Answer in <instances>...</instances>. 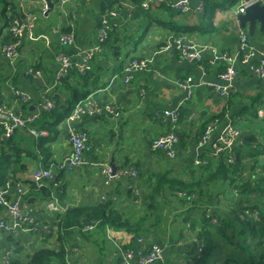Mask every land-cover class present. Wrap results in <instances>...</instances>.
Wrapping results in <instances>:
<instances>
[{
  "label": "crops",
  "instance_id": "1",
  "mask_svg": "<svg viewBox=\"0 0 264 264\" xmlns=\"http://www.w3.org/2000/svg\"><path fill=\"white\" fill-rule=\"evenodd\" d=\"M3 1L5 7L0 15L5 18V24L0 27V104L4 103L2 105L22 112L24 116L40 112V119L33 126L36 129H41L40 125L46 120L43 114L52 113L41 112L49 99L57 103L53 112L58 118L68 114L70 103L75 106L87 96L101 106L112 105L119 116L105 113L74 122L65 119L45 138L36 137L28 128H21L8 140L0 125V157L16 153L12 159L16 163L8 172L10 184L4 185L5 199L10 202L19 200L16 186L20 185L25 191L20 202L36 209L39 230H53L50 236L31 232H23L18 238L3 236L0 239V264H4L3 258L7 254H11V260L27 264L36 250H59L66 243L60 241L57 214L39 207L52 196H58L62 208L67 211L79 206L93 208L101 203L103 195L116 194L120 199L115 206L120 208L121 214L133 220H139L145 213L151 214L150 201L145 198L144 182L148 179V171L174 169L173 174L177 176L191 165L201 166L196 163L197 158L211 154L212 145L219 141L230 122L240 133L236 154L238 157L240 149L241 155H245L242 156L246 167L244 176L250 171L247 168L257 160L264 161V116H255L257 110H264V78L251 74L241 59L240 31L249 34L248 28H241L236 16L243 0H187L191 6L187 13L174 8L185 0H142L139 6L132 0H125L128 4L124 0L115 3L109 0H70L66 4L52 0L51 9L46 0ZM236 2H239L237 8L228 11L226 4ZM145 3H149L147 9ZM201 3L205 10L199 13L196 8ZM110 10L116 15L110 14ZM29 13L38 18L36 27L32 34L23 35L19 57L12 62L5 57L2 46L10 40L11 22L25 18ZM104 20L112 29L106 42L100 46V52L85 62L87 51L98 45ZM66 34L73 36L74 44L64 49L60 38ZM259 35L264 39L262 34ZM177 37H183L187 44L209 50L203 52L200 62L184 61L173 46H167ZM250 39L254 46L264 49L256 45L251 36ZM211 48L236 59L240 74L233 81V93L227 100L202 85L203 82L227 85L219 78L226 64L215 59ZM64 51L71 56L73 65L87 64V74L70 69L65 77L59 78L61 63L58 55ZM132 58L150 60V68L136 72L126 83L123 70ZM34 70L39 71V75ZM188 77H192L195 84L191 101H185V94L178 87V82ZM15 89L30 96L28 105L16 102ZM176 108L181 112L180 144L178 157L169 161L161 152L153 151L151 145L168 131V124L159 116ZM58 118L52 115L50 122L57 123ZM212 124H215V131L211 141L202 147L200 141ZM71 130L88 132L92 152L87 157L88 162L70 174L60 172L56 165L72 151ZM39 140L43 141V148ZM46 148L49 149V158L43 152ZM108 164L117 170L138 168L141 175L137 179L121 178L118 184L116 181L107 186L101 170ZM44 170H52L55 174L54 179L40 182L44 190L51 192L49 199H45L44 192L39 190L41 184L35 180ZM131 187L140 192L138 204L133 203L132 197L126 193ZM235 200L233 194V203ZM219 203L216 199L195 209L192 203L178 206L174 202L165 210L161 224L154 225V218H151L147 224L151 226L150 232L142 236L116 229L102 232L97 231V227L92 231L84 230L86 233L78 232L72 240L74 246L67 247L68 256L73 264H120L125 251L148 250L151 244L159 243L163 247V260L156 264H198L206 243V239L200 236L203 233L201 227L205 225L184 220L190 215L201 216L205 210L215 214L214 211H221ZM228 206L231 204L222 207L229 210ZM7 209V206L0 205V219L8 213ZM141 238L143 242H139ZM72 250L75 255L71 254ZM220 255L223 254L219 253L218 257Z\"/></svg>",
  "mask_w": 264,
  "mask_h": 264
},
{
  "label": "built area",
  "instance_id": "2",
  "mask_svg": "<svg viewBox=\"0 0 264 264\" xmlns=\"http://www.w3.org/2000/svg\"><path fill=\"white\" fill-rule=\"evenodd\" d=\"M44 0H36V2H43ZM62 4H66L70 0H60ZM110 2H117L118 0H109ZM125 1V0H124ZM261 0H243L242 4L236 10V16L240 14H245L247 8ZM126 2V1H125ZM127 3V2H126ZM128 4V3H127ZM131 5V4H130ZM149 3L144 4V8L147 9ZM177 11L181 13H187L191 11V6H189L188 1L185 0L174 6ZM197 12L202 13L205 10V5L201 3L197 8ZM110 14L116 15L115 11L110 10ZM38 18L37 16L29 13L25 18L16 19L11 22L9 27L10 40L7 44L2 46V51L6 58L15 62L20 54L21 48V38L25 33L32 34V30L36 27ZM110 24L104 20V25L100 29V37L98 39V45L87 51L85 62L93 58L96 53L100 52V46L106 42L108 34L110 33ZM240 55L241 59L248 67L247 70L257 76L258 78H264V49L254 46L251 42L250 36L245 31H240ZM72 44H74V39L71 34L61 35L60 45L62 48L67 49ZM167 46H173L178 51L180 58L184 61L189 62H200L202 60L203 52L209 50L207 47H199L191 44H187L183 37H177L174 40H170ZM167 48V47H165ZM164 48V49H165ZM211 51L215 55L216 60H223L226 64V69L222 75L219 76L220 80L227 85L212 84L209 82H203L202 85L208 90L216 92L221 98L228 99L233 93L232 83L239 76L240 72L237 68L236 59L228 53H220L216 48H211ZM58 60L61 63V72L58 77H65L70 69H75L80 74H87L89 66L86 64H76L73 65L71 61V56L68 52H61L58 55ZM150 60L148 59H137L132 58L125 65L123 74L126 83H129L136 72L147 71L150 68ZM32 72V70H30ZM34 72L39 75V71ZM178 87L185 94V101H191L195 95L194 93V80L192 77H188L186 80H181L178 82ZM15 100L19 104H29L31 101L30 96L24 94L19 89H15ZM2 103V101H1ZM4 104V103H2ZM0 104V125L4 130L5 137L10 140L15 132L21 128H28L32 134L36 137L45 138L48 136V132L37 130L34 127L36 122L40 119V112L32 113L31 115L24 116L22 112H16L5 105ZM57 103L53 99L47 100L42 106L41 112H52L56 109ZM105 113L111 114V116H119L116 109L110 105L106 104L104 106L96 103L93 98L88 96L87 98L80 100L72 114L67 119L68 121H77L84 117H99ZM259 117L264 116V110L258 111ZM162 121L168 124V131L165 135H162L158 139L154 140L151 148L155 152H161L169 160H175L178 157L180 136L177 133L179 131V126L181 123V112L179 109L172 111H165L159 116ZM215 131V124L206 131L204 136L200 141V146L206 147L210 141L212 133ZM239 131L233 125V123H228L224 134L219 139L217 143L212 145L211 156L218 157L219 155L226 153L228 155L227 162L232 165L237 160V146L239 142ZM69 140L72 144V151L70 154L65 156V158L56 165V169L60 172L74 173L80 167L84 166L88 162V155L91 153L92 148L90 145V136L88 132L85 131H75L71 130L69 133ZM240 150V149H238ZM202 155L197 158L196 163L201 165L203 163ZM101 173L105 178V184L107 186L112 185L121 178H134L137 179L139 176L138 168L125 167L118 169L114 173L113 167L108 165H103ZM55 174L52 170L41 171L36 177V182L40 183L44 179H54ZM7 184H10L9 182ZM6 184V185H7ZM41 188L44 187L42 183ZM6 187V186H5ZM5 187H0V205L7 206L8 213L0 219V239L9 235L14 238H18L23 232L40 233L42 236H50L53 234V230L48 228L39 230L40 222L37 211L32 206L22 205L20 200L21 196L25 193L24 189L17 185V192L20 194V199L14 202H10L5 199ZM135 195H138L136 187H131ZM109 199L114 203H118L119 197L113 195L108 197L103 195L101 201L107 202ZM40 204L36 205L38 207ZM42 209L48 210L52 214H62L64 209L62 208L61 202L58 196H52L47 200L44 205L39 206ZM39 209V208H37ZM248 212V211H246ZM257 213L253 215V220H259L256 216ZM255 218V219H254ZM97 227L96 223L87 224L84 227L85 231H92ZM144 239H139V242H143ZM75 250L71 251V254L75 255ZM11 254H7L4 258V264H11ZM163 260V247L159 243H153L150 245L148 250L140 249L138 251L127 250L122 254V262L120 264H156ZM73 260L70 256L67 257L66 264H73Z\"/></svg>",
  "mask_w": 264,
  "mask_h": 264
},
{
  "label": "trees",
  "instance_id": "3",
  "mask_svg": "<svg viewBox=\"0 0 264 264\" xmlns=\"http://www.w3.org/2000/svg\"><path fill=\"white\" fill-rule=\"evenodd\" d=\"M132 1L137 6L142 2V0ZM73 104L70 103L67 109L68 114L64 117L58 118V115L53 111L50 114L44 113L42 117L46 120L40 125L42 131L49 132V134L55 132L59 122L68 119L72 114L76 106ZM52 115H56L58 118L57 123L50 122ZM255 116L259 117L258 110ZM177 133L179 134V131ZM39 145L41 148L44 147L42 140H39ZM43 152H46V158H49L50 155L47 156L49 149L46 148ZM15 154H3L0 157V187L8 183V172L12 164L16 163L12 161L16 157ZM242 156L245 155H241V151L238 150L236 162L230 165L227 162L228 155L226 153L218 157L204 154L202 155L204 162L201 166L191 165L183 173H177V176L173 174L175 173L174 169L166 172H163L164 170L160 172L149 170L148 179L144 183L146 185L145 198L150 201L148 208L151 210V214L145 213L139 220H133L126 214H121L120 208H116L119 200L117 204L111 199L107 202L101 201L93 208L79 206L57 214L60 241L61 243L66 241V243L60 246L59 250H36L27 264H66L67 247L74 246L72 240L78 232L86 233L84 227L87 224L97 223V231L105 232L107 229H116L142 236L150 232L151 226H147V224L151 218H154V225L161 224V221L165 219V210L174 202L178 206L192 203L195 209H200L201 204L212 203L216 199L220 201L221 211L209 214L208 210H205L201 216L190 215L184 220V222L204 223L205 225L201 227L203 233L200 236L206 239V243L202 252L203 256L198 259V264H222L218 257L222 248L228 249L227 252L221 253L227 259L224 264H264V161L257 160L251 168H247L250 171L248 175L244 176L246 167ZM45 161L47 160L45 159ZM49 165L50 163L47 162V166ZM258 169L259 171L256 172ZM140 175L139 171L138 178ZM118 183L119 181L116 182V184ZM39 190L44 192L45 199L51 197V192L43 188ZM235 190H238L237 194ZM126 193L132 197L133 203H139L140 192L135 195L133 189H128ZM233 194L236 195L237 200L235 201L238 203H233ZM113 195L116 194H106L108 197ZM117 196L120 199V196ZM122 204L125 203L122 202ZM228 204L231 206H228L229 210H225L222 206ZM246 209L251 212L252 216L257 213L256 216L259 220H252L248 214L245 216ZM242 214L246 220L240 218ZM214 219L219 224L213 225ZM11 264L26 263L12 260Z\"/></svg>",
  "mask_w": 264,
  "mask_h": 264
},
{
  "label": "water",
  "instance_id": "4",
  "mask_svg": "<svg viewBox=\"0 0 264 264\" xmlns=\"http://www.w3.org/2000/svg\"><path fill=\"white\" fill-rule=\"evenodd\" d=\"M49 9L52 8V0H46ZM237 20L241 28H248L249 35L255 38L257 34H262L264 36V0L258 1L249 8H247L245 14H240L237 16ZM114 173L117 169L113 165Z\"/></svg>",
  "mask_w": 264,
  "mask_h": 264
},
{
  "label": "rangeland",
  "instance_id": "5",
  "mask_svg": "<svg viewBox=\"0 0 264 264\" xmlns=\"http://www.w3.org/2000/svg\"><path fill=\"white\" fill-rule=\"evenodd\" d=\"M239 4V2H236V3H234V4H232V3H228V4H226L227 6H228V11H230V12H232L233 10H235L236 8H237V5ZM5 5V2L3 1V0H0V14H1V11L4 9V6ZM220 6H222V4L220 5ZM207 11H209V10H207ZM4 24H5V18H2L1 17V15H0V27H2V26H4ZM7 27H8V24H7ZM10 37H8V39H9ZM254 41H255V44L256 45H259V46H261L262 48L264 47V39H262V38H260V35L258 34L255 38H254ZM8 43V42H7ZM6 43V44H7ZM5 45V44H4ZM3 45V46H4ZM56 114V113H55ZM57 118V117H56ZM250 168H251V166H250ZM259 171V169L258 170H256V172H258ZM237 191L238 190H235V193L237 194ZM237 200V199H236ZM235 202H238V201H235ZM246 214H248L249 215V217L253 220V216H252V214H251V212H244V215L246 216ZM244 215L242 214V215H240V218L243 220H246V217H244ZM255 219V218H254ZM212 224H214V225H217V224H219L218 223V221L216 220V219H214L213 221H212ZM228 251V249L227 248H222L221 249V253H225V252H227ZM235 259H237V258H235ZM226 257L225 256H223V255H220L219 256V261L222 263V264H224L225 262H226Z\"/></svg>",
  "mask_w": 264,
  "mask_h": 264
}]
</instances>
